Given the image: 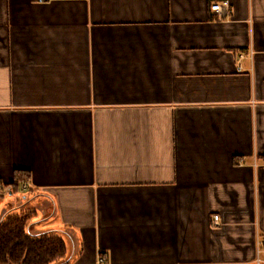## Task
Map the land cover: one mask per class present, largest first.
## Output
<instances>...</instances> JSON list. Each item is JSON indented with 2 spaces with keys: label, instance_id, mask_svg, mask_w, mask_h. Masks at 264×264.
I'll list each match as a JSON object with an SVG mask.
<instances>
[{
  "label": "crops",
  "instance_id": "crops-1",
  "mask_svg": "<svg viewBox=\"0 0 264 264\" xmlns=\"http://www.w3.org/2000/svg\"><path fill=\"white\" fill-rule=\"evenodd\" d=\"M18 203L65 264H256L264 0H0V223Z\"/></svg>",
  "mask_w": 264,
  "mask_h": 264
},
{
  "label": "trees",
  "instance_id": "trees-1",
  "mask_svg": "<svg viewBox=\"0 0 264 264\" xmlns=\"http://www.w3.org/2000/svg\"><path fill=\"white\" fill-rule=\"evenodd\" d=\"M25 177L18 176L15 184ZM33 211L7 215L0 223V264H65L66 246L62 237H34L27 232Z\"/></svg>",
  "mask_w": 264,
  "mask_h": 264
},
{
  "label": "built area",
  "instance_id": "built-area-1",
  "mask_svg": "<svg viewBox=\"0 0 264 264\" xmlns=\"http://www.w3.org/2000/svg\"><path fill=\"white\" fill-rule=\"evenodd\" d=\"M38 1H44V0H38ZM211 11L214 14H218L220 15L222 12H231V8L229 7V4L227 2L224 3H213L210 6ZM23 188H25V185L23 186ZM214 220L217 221L218 220V216H214ZM261 253H264V241H257V245H256V259L255 262L256 264H261L262 263V259H261ZM98 263L101 264L103 263V258H99L98 259Z\"/></svg>",
  "mask_w": 264,
  "mask_h": 264
},
{
  "label": "rangeland",
  "instance_id": "rangeland-1",
  "mask_svg": "<svg viewBox=\"0 0 264 264\" xmlns=\"http://www.w3.org/2000/svg\"><path fill=\"white\" fill-rule=\"evenodd\" d=\"M21 203V202H20ZM20 203H18L19 204V209H20V212H22V211H24V210H26L25 208H23V205H21ZM27 228H28V226H27ZM27 230V229H26Z\"/></svg>",
  "mask_w": 264,
  "mask_h": 264
}]
</instances>
